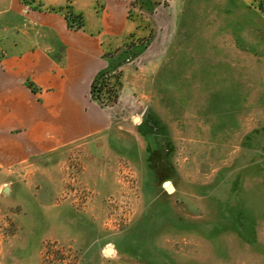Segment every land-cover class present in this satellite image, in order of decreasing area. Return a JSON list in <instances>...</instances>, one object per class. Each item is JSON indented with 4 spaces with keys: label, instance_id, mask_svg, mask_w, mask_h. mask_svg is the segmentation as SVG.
<instances>
[{
    "label": "rangeland",
    "instance_id": "1",
    "mask_svg": "<svg viewBox=\"0 0 264 264\" xmlns=\"http://www.w3.org/2000/svg\"><path fill=\"white\" fill-rule=\"evenodd\" d=\"M133 2L114 59L160 56L149 100L0 166V264H264V0Z\"/></svg>",
    "mask_w": 264,
    "mask_h": 264
},
{
    "label": "crops",
    "instance_id": "2",
    "mask_svg": "<svg viewBox=\"0 0 264 264\" xmlns=\"http://www.w3.org/2000/svg\"><path fill=\"white\" fill-rule=\"evenodd\" d=\"M30 1L0 0V166L76 144L100 146L118 131L122 114L150 97L160 64L158 54L139 53L121 67L118 101L102 106L92 99L91 84L109 66L105 52L138 29L134 0ZM153 1L177 10L183 2ZM69 7L83 17V28L68 27Z\"/></svg>",
    "mask_w": 264,
    "mask_h": 264
},
{
    "label": "trees",
    "instance_id": "3",
    "mask_svg": "<svg viewBox=\"0 0 264 264\" xmlns=\"http://www.w3.org/2000/svg\"><path fill=\"white\" fill-rule=\"evenodd\" d=\"M22 2L30 5L33 3L30 0H22ZM259 7H262V3ZM65 18L70 29L83 28V17L80 14L75 15L71 11H67ZM114 54L115 50L105 52L104 56L110 61L109 66L100 72L91 84V97L102 106H111L118 101L123 85V70L119 67L129 59L127 57L123 61H115Z\"/></svg>",
    "mask_w": 264,
    "mask_h": 264
},
{
    "label": "water",
    "instance_id": "4",
    "mask_svg": "<svg viewBox=\"0 0 264 264\" xmlns=\"http://www.w3.org/2000/svg\"><path fill=\"white\" fill-rule=\"evenodd\" d=\"M8 190H9V187L6 186V187L4 188V191L7 192ZM166 190H167L169 193H170L171 190H172L171 192H174L175 187H174L173 185H171V186H170V190H168L167 188H166ZM110 249H112V248H110Z\"/></svg>",
    "mask_w": 264,
    "mask_h": 264
},
{
    "label": "bare ground",
    "instance_id": "5",
    "mask_svg": "<svg viewBox=\"0 0 264 264\" xmlns=\"http://www.w3.org/2000/svg\"><path fill=\"white\" fill-rule=\"evenodd\" d=\"M169 184H167V186H168ZM168 190H170V186L167 188ZM172 191V190H171ZM170 191V192H171ZM108 252L110 253L111 252V249H108Z\"/></svg>",
    "mask_w": 264,
    "mask_h": 264
}]
</instances>
